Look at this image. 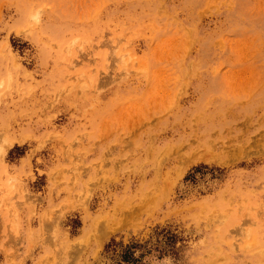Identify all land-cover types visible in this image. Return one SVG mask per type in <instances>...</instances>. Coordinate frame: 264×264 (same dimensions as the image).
Segmentation results:
<instances>
[{
	"label": "rangeland",
	"instance_id": "374dc122",
	"mask_svg": "<svg viewBox=\"0 0 264 264\" xmlns=\"http://www.w3.org/2000/svg\"><path fill=\"white\" fill-rule=\"evenodd\" d=\"M0 264H264V0H0Z\"/></svg>",
	"mask_w": 264,
	"mask_h": 264
},
{
	"label": "trees",
	"instance_id": "16d2710c",
	"mask_svg": "<svg viewBox=\"0 0 264 264\" xmlns=\"http://www.w3.org/2000/svg\"><path fill=\"white\" fill-rule=\"evenodd\" d=\"M110 244H106L105 248H108ZM131 246H126L124 249L121 250V252L118 254L119 257H121V260L126 261L127 263H133L135 259L132 256L131 252ZM112 251H114V248H111Z\"/></svg>",
	"mask_w": 264,
	"mask_h": 264
}]
</instances>
